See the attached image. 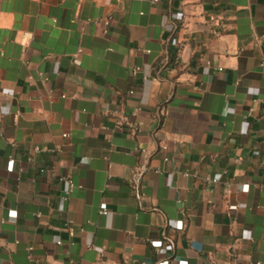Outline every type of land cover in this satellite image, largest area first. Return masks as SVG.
<instances>
[{
    "label": "crops",
    "instance_id": "obj_1",
    "mask_svg": "<svg viewBox=\"0 0 264 264\" xmlns=\"http://www.w3.org/2000/svg\"><path fill=\"white\" fill-rule=\"evenodd\" d=\"M257 262L264 0H0V264Z\"/></svg>",
    "mask_w": 264,
    "mask_h": 264
},
{
    "label": "built area",
    "instance_id": "obj_2",
    "mask_svg": "<svg viewBox=\"0 0 264 264\" xmlns=\"http://www.w3.org/2000/svg\"><path fill=\"white\" fill-rule=\"evenodd\" d=\"M108 22H109V18H107L105 21H104V24H108ZM75 57V56H74ZM68 134H67V132H64V133H62V136L63 137H66ZM161 149L162 150H164V149H166V147H165V145H162L161 146ZM141 152L143 153L144 151L143 150H141ZM207 180H209V181H211V182H216V179H208L207 178ZM73 187V185L69 182V185H68V191L66 192V194H68L69 193V191L71 190V188ZM100 214H103V215H106V214H108V209L107 208H102L101 210H100ZM178 229H181V222H178V224L176 223V225H175ZM70 232H71V230H70ZM60 242H57V244H59ZM255 264H259L258 262L257 263H255Z\"/></svg>",
    "mask_w": 264,
    "mask_h": 264
}]
</instances>
